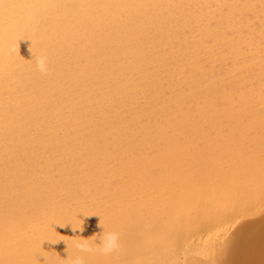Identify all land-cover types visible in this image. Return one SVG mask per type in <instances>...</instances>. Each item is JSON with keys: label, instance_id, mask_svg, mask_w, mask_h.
<instances>
[{"label": "bare ground", "instance_id": "bare-ground-1", "mask_svg": "<svg viewBox=\"0 0 264 264\" xmlns=\"http://www.w3.org/2000/svg\"><path fill=\"white\" fill-rule=\"evenodd\" d=\"M77 258L264 264V0H0V264Z\"/></svg>", "mask_w": 264, "mask_h": 264}, {"label": "clouds", "instance_id": "clouds-1", "mask_svg": "<svg viewBox=\"0 0 264 264\" xmlns=\"http://www.w3.org/2000/svg\"><path fill=\"white\" fill-rule=\"evenodd\" d=\"M36 69L42 74H47V72L49 71V66L46 56L38 55L36 57ZM77 247L82 252L100 251L104 254H109L120 247L119 234L114 231H105L100 237V245L97 248H93L87 240L83 241L82 243H79ZM71 264H83V260L82 258H77L72 261Z\"/></svg>", "mask_w": 264, "mask_h": 264}, {"label": "snow or ice", "instance_id": "snow-or-ice-1", "mask_svg": "<svg viewBox=\"0 0 264 264\" xmlns=\"http://www.w3.org/2000/svg\"><path fill=\"white\" fill-rule=\"evenodd\" d=\"M148 6H150V7H157L159 5L149 4ZM166 6L167 7H186V6H190V5H183V4H180V3H175V4L170 3V4L166 5ZM8 135H9V131L6 129V133H5L6 144H7V137H8ZM10 177H11V175L9 173V175L6 176V178H5L6 179V183L10 181V179H11Z\"/></svg>", "mask_w": 264, "mask_h": 264}]
</instances>
